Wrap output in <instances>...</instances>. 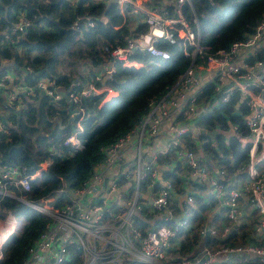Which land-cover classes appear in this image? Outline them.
<instances>
[{"label":"trees","instance_id":"1","mask_svg":"<svg viewBox=\"0 0 264 264\" xmlns=\"http://www.w3.org/2000/svg\"><path fill=\"white\" fill-rule=\"evenodd\" d=\"M157 1L149 0L148 5L155 6ZM191 1L192 9L187 6L185 15L190 19L196 16L200 43L208 47L210 53L229 50L234 42L251 35L264 20V0ZM166 8L172 14L173 6L169 4ZM126 12L128 9L121 10L111 0H0V78L7 71L15 72L16 82L26 86H34L39 79H48L65 95L55 102H50V97L38 90L33 96L22 97L23 109L19 115L10 113L8 134H0V169L17 166L24 168L27 174H38L30 180V189L23 193L26 202L50 203L57 208L72 202L76 189L90 180L104 162L102 149L131 133L151 106L167 96L189 66L190 60L183 55L180 42L158 44L168 52L166 59L138 53L134 58L142 63L140 67L112 61L115 73L110 78L104 79L105 75L95 81V86L105 87L116 95L105 100L104 91L83 98L79 104L85 109L84 115L73 120L75 127L78 122L81 126L75 131L81 147L74 149L65 145V139L72 134L71 128H59L54 121L58 117L62 126L68 122L67 95L79 93L93 80L112 48L123 46L127 37L146 30L147 26L136 17L134 20L125 17ZM22 18L30 25L21 32L13 31ZM68 29L75 31L62 44ZM80 67L84 73H80ZM236 96L193 118L196 128L218 130L214 139L196 134L192 129L182 137L181 146L196 154L202 149L205 158H198L200 168L227 190L248 178L249 144L242 145L231 131V125L236 124L241 134L248 135L243 120L247 113L245 108L239 110L240 116H232ZM221 97L222 92H216L212 84L203 85L197 104L218 101ZM2 102L0 93V105ZM175 122H185L183 114L177 116ZM178 150L172 149L166 156L156 159L158 166L166 167L160 180L171 182L167 209L171 217L163 218V212L152 209L146 200H140L141 210L134 215L133 226L146 232L162 226L173 228L177 217L187 219L189 229L166 256V261L172 264L197 256L203 246H263L264 231L258 234L255 230L262 216L258 210L250 209V216L236 224L231 223L227 209L220 205L216 214L208 216L218 206L217 200L205 195L209 187L191 176L192 169L179 157ZM30 158L38 166L45 162L48 165L38 172ZM263 162L259 164L264 165ZM256 168L259 169L258 164ZM260 171L264 172V166ZM187 187H190L191 202L186 201ZM148 188L154 194L159 183L153 184L148 177L140 191ZM243 209L249 211V206ZM9 213L16 217L19 226L16 236L3 246L0 264H23L53 219L24 202L0 195V217L5 218ZM206 222L217 232L229 226V232L224 237L209 233L201 236L200 230ZM248 261L242 259V262ZM63 264H82L81 250L68 244Z\"/></svg>","mask_w":264,"mask_h":264},{"label":"built area","instance_id":"2","mask_svg":"<svg viewBox=\"0 0 264 264\" xmlns=\"http://www.w3.org/2000/svg\"><path fill=\"white\" fill-rule=\"evenodd\" d=\"M113 2L121 10L128 9L133 18L136 17L147 27L145 31L127 37L123 46L112 48L108 60L100 66L93 80L79 93L67 95L80 118L85 109L79 102L92 94L107 91L105 87L95 86V81H100L105 75L110 78L115 73L116 68L112 62L114 60L121 61L125 66L140 67L142 63L134 58L138 53L166 59L169 57L168 52L158 44L180 42L183 55L190 60V64L173 89L160 102L151 106L149 113L131 133L102 149L104 162L90 180L76 189L69 204L57 208L52 204L47 206L26 202L23 193L30 189V180L38 174H27L24 168L17 166L0 169V195L24 202L53 219V223L47 226L46 231L30 249L29 258L23 264H63L68 244H73L81 250L82 264H172L166 261V256L189 229L187 219L180 217L173 228L162 226L146 232L133 226L134 215L141 210L140 200L147 202L148 196L152 200L147 204L152 209L167 213V218L171 217L167 211L171 182L162 181L161 186L159 182V189L154 194L141 192V184L148 177L152 183L158 181V172L155 165H146L140 162L139 158L131 162L109 186L104 182L106 171L120 159V149L130 144L134 137L138 138L139 144L143 141L150 142L164 129L168 141L158 156H166L172 149H179L177 154L192 169L191 176L198 182L207 184L209 189L205 195H212L218 205L227 209L226 215L232 224L238 223L246 216L247 211H244L243 207L248 205L249 210L256 209L262 215L260 224L255 227L256 232L261 234L264 231V173L261 174L256 168L258 162L264 161V157L259 158L257 155L264 148V20L251 35L242 41L234 42L229 50L210 53L209 48L200 43L196 16L190 19L185 15L187 6L192 9L191 0H167V3L159 0L155 6H149V0ZM170 2L174 4L172 14H169L166 8ZM29 25L30 22L22 18L13 31L21 32ZM11 43L14 45L13 41ZM261 54L263 58H260ZM12 73L7 71L0 78V93L3 96L0 105V134L3 135L8 134L10 124L7 121L10 115L7 106L14 110L23 107L20 94L28 98L38 90L49 96L53 102L62 96L48 79H39L34 86H26L15 82L17 78H12ZM208 84H212L216 92H222V97L218 101L209 100L199 105V93L202 92L203 85ZM233 96L237 98L234 101L232 116H240L241 108L247 111L243 120L248 135L241 134L236 124L231 125V131L242 145L249 144V165L248 178L243 182H236L232 189L227 190L222 183L200 168L198 154L181 146L182 137L189 130H200L194 127L193 118L230 102ZM181 114L185 122L176 123V117ZM76 129H81L79 122ZM64 144L74 149L81 147L76 132L69 135ZM47 165V162L40 164L38 172ZM132 180H135V187H129L132 189L129 193L123 192L122 188ZM187 188L186 201L191 202L190 187ZM118 194L122 196L119 204L111 201L112 196ZM113 207L117 209L112 211ZM249 216L247 214V217ZM0 228L7 235L5 245L17 234L16 217L11 213L5 218L0 217ZM229 229L230 227L226 226L221 232H217L206 222L200 230V235L209 233L224 237ZM231 257L235 259L231 260ZM243 258L249 261L242 262ZM217 259L221 260L220 264H264V245H221L217 248L203 246L197 256L182 258L178 264H215Z\"/></svg>","mask_w":264,"mask_h":264},{"label":"crops","instance_id":"3","mask_svg":"<svg viewBox=\"0 0 264 264\" xmlns=\"http://www.w3.org/2000/svg\"><path fill=\"white\" fill-rule=\"evenodd\" d=\"M166 1L167 0H164V2H166ZM169 4L174 6L173 2H170ZM125 17H128L131 20H134L133 16L129 12H126ZM105 21H106L107 24H110L107 19ZM83 70L84 69H82V67L79 68L80 73H84ZM8 74H9V72H8ZM11 77L12 78L13 77L17 78V74L15 72H13L11 74ZM114 95H116V93L114 91L107 90L106 91L105 100L111 98ZM20 96H21V99H22V97L26 98L25 95H23V94H20ZM2 99H3V96H2ZM50 102H51V100H50ZM23 107H24V104H23ZM23 107L21 109H19V110H22ZM9 113H14L16 115L15 112H11L10 111ZM3 115H6V113H3ZM60 122L61 121L60 120L58 121V117H57L55 119V121H54V124H57L59 126V128H63L64 126H62ZM167 141L168 140L166 138L165 129L160 133V135L158 137H156L155 139L151 140L150 142L143 141L141 144H139L138 138L134 137L130 144L124 146L122 149L119 150L118 154L120 156V159L117 161L118 163L116 165H114L110 170L106 171L105 176H104L105 184L106 185L108 184V186H109V184L114 179H117V178L120 177L121 173H123L125 171L126 167H128V165L131 162H135L138 158L140 159V162H143L146 165H148L150 163L151 165H155L156 166L157 172H158V181L157 182L158 183L160 182V184H161V182L163 181V180H160V179H162L161 178L162 170H163V168H166V167L158 166V164L156 163V159L158 157V153L166 147ZM257 155H258L259 158H263L264 157V148H262L257 153ZM261 162H263V161H261ZM259 163L260 162H258V165H259L258 171L262 174L264 172L260 171V167H262L264 165H260ZM153 184H155V183H153ZM129 187H131V188L135 187V180L129 181L128 184L124 188H122L123 192H126V193H129V191L131 192L132 189H130ZM152 190H153V186H152ZM144 192L147 195H151L153 193L150 188H148ZM207 195H209V194H207ZM121 197L122 196H120V194L113 195L111 201L119 204ZM148 198H150V196H148ZM218 207H219V205L215 209H213L212 213L209 214L208 216H212L213 213L216 214V211L218 210ZM247 214L250 215V210L247 211ZM247 214H246V216H247ZM17 229H18V226H17ZM6 238H7V235L4 233L3 229L0 228V255L1 256H2V248H3L4 243H5L4 240Z\"/></svg>","mask_w":264,"mask_h":264},{"label":"water","instance_id":"4","mask_svg":"<svg viewBox=\"0 0 264 264\" xmlns=\"http://www.w3.org/2000/svg\"><path fill=\"white\" fill-rule=\"evenodd\" d=\"M112 2H113V0H112ZM74 31H75V29H68V30H65L66 37H65V40H64V42H63L62 44H65V43H66L68 36H69L70 34H72ZM56 43H57V42H56ZM56 43H54V44H52V45L55 46ZM21 70L24 71V68H21ZM104 79H107V76H105ZM60 93H61L62 96H65L63 92H60ZM42 94H43V93H42ZM50 100L52 101L51 98H50ZM7 109L10 110L11 112H15L17 115H19L20 112H21V110H14V108H11V107H8V106H7ZM200 111H201V110H199V112H200ZM68 115H69V120H68V122H67L65 125H63V126H64V127H66V126H70V128H71V132H72V133H75V131H76V127H75L74 124H73V120H74V118L77 117L78 115H77V113H76L75 109L73 108V105H72V103H71L70 101H69V106H68ZM1 119H2L3 121H5L3 116H1ZM194 132H195V133H198V134H201V135L208 136V137L211 138V139H214L215 136L218 135V130L208 131V130H205V129H200V130H198V131H194ZM51 136H52V134H51ZM197 153H198V156H199L200 158H205L202 149H198V152H197ZM30 162H31V164H33V167H34V168H36V169L39 168V166L33 162L32 158H30ZM167 217H168L167 213H164V214H163V218H167ZM179 219H180V217H177V218H175V221H178ZM202 261H203V260H202Z\"/></svg>","mask_w":264,"mask_h":264},{"label":"rangeland","instance_id":"5","mask_svg":"<svg viewBox=\"0 0 264 264\" xmlns=\"http://www.w3.org/2000/svg\"><path fill=\"white\" fill-rule=\"evenodd\" d=\"M151 200H152L151 198H148V199H147V202H148V203H151ZM42 205H45V204H42ZM49 205H50V203H47V206H49ZM17 226H19V225L17 224ZM17 230H18V229H17ZM220 262H221V260L217 259V262H216L215 264H220Z\"/></svg>","mask_w":264,"mask_h":264},{"label":"clouds","instance_id":"6","mask_svg":"<svg viewBox=\"0 0 264 264\" xmlns=\"http://www.w3.org/2000/svg\"><path fill=\"white\" fill-rule=\"evenodd\" d=\"M157 35H160V33H157Z\"/></svg>","mask_w":264,"mask_h":264}]
</instances>
